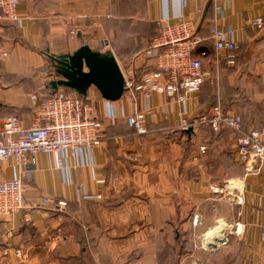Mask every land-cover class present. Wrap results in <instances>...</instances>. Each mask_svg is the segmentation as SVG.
Masks as SVG:
<instances>
[{
    "label": "crops",
    "instance_id": "obj_1",
    "mask_svg": "<svg viewBox=\"0 0 264 264\" xmlns=\"http://www.w3.org/2000/svg\"><path fill=\"white\" fill-rule=\"evenodd\" d=\"M183 14L201 38L194 55L210 75L188 96L187 119L219 105L242 118V132L258 131L264 145V0H185V7L183 0H19L18 21L0 19L8 52L0 64V126L11 116L26 129L36 122L39 100L61 79L46 53L82 45L110 51L125 74L139 78L154 66L143 56L154 22ZM215 27L231 29L233 52L214 49ZM87 97L104 136L90 153L66 152L62 167L43 153L30 168L0 162V182L16 175L28 185L23 208L0 217V264H264V166L251 160L246 171L240 133L199 125L186 134L178 127L181 106L152 95L149 133L139 136L127 122L135 111L129 94L114 103L113 124L94 87ZM43 199L66 206L55 211ZM216 227L220 243L210 247L206 234Z\"/></svg>",
    "mask_w": 264,
    "mask_h": 264
},
{
    "label": "built area",
    "instance_id": "obj_2",
    "mask_svg": "<svg viewBox=\"0 0 264 264\" xmlns=\"http://www.w3.org/2000/svg\"><path fill=\"white\" fill-rule=\"evenodd\" d=\"M19 0H0V19L17 22L16 6ZM185 7V0H183ZM217 12H222L217 9ZM261 25V19L253 21ZM214 49L218 52H232L238 43L232 36L231 29L224 32L215 27L211 30ZM201 38L187 16L178 15L169 19H158L154 22V37L144 51V58L154 63L152 69L139 78L125 74L124 95L129 94L135 111L127 118L129 126L136 135L149 133L146 115L150 110L152 95H160L175 100L181 106L178 127L181 131L191 126L206 125L212 132L229 129L240 133L237 139V154L246 165V171L252 172L248 166L251 160L264 166V145L258 131L242 132V118L237 114L225 113L219 105L214 106L207 116L188 120L186 103L188 96L199 91L202 84L210 77L202 69L201 59L194 55ZM202 55H204L202 53ZM8 58V52L0 43V63ZM228 64H233L229 62ZM123 95V96H124ZM32 100H36L33 95ZM91 99L79 95L56 96L39 101L36 122L30 128H23L22 120L17 116L5 119L0 126V162L13 159L17 165L30 168L35 164L39 153L53 155L59 167H62L66 152L79 156L84 151L90 153L104 140L103 124L97 117ZM115 102L103 100L104 115L111 124L116 120ZM205 146H200L204 152ZM97 183L103 184V180ZM28 185L16 175L12 179L0 182V217L10 216L23 208V194ZM99 197V196H98ZM43 204H52L55 211L66 206L64 201L43 199ZM10 237V234H6ZM10 248L6 247L2 255L6 256ZM13 254L20 257L19 250Z\"/></svg>",
    "mask_w": 264,
    "mask_h": 264
},
{
    "label": "water",
    "instance_id": "obj_3",
    "mask_svg": "<svg viewBox=\"0 0 264 264\" xmlns=\"http://www.w3.org/2000/svg\"><path fill=\"white\" fill-rule=\"evenodd\" d=\"M46 58L55 74L61 78L50 82L53 89L68 88L86 98L89 89L94 87L102 99L109 102H117L124 95V78L110 51H95L82 45L73 53H46ZM183 132L188 134L192 129Z\"/></svg>",
    "mask_w": 264,
    "mask_h": 264
},
{
    "label": "trees",
    "instance_id": "obj_4",
    "mask_svg": "<svg viewBox=\"0 0 264 264\" xmlns=\"http://www.w3.org/2000/svg\"><path fill=\"white\" fill-rule=\"evenodd\" d=\"M10 22H12V21H10ZM154 37V36H153ZM1 43V42H0ZM2 44V43H1ZM4 47V46H3ZM233 52V51H232ZM2 63V62H1ZM0 63V64H1ZM52 91H53V94H51L50 96H46V97H44V98H42L41 100H39L40 102L43 100V99H46V98H50V97H53V96H56V95H58V94H60V93H56V91L58 90V89H66V90H68L69 91V93L68 92H66V93H63V94H65V95H77L76 93H74L72 90H70V89H68V88H64V87H58L57 89H53L51 86H48ZM38 107H39V104H37V109H38ZM226 113V112H225ZM180 252L182 253V254H185V252H187V245L186 244H182V246H181V249H180Z\"/></svg>",
    "mask_w": 264,
    "mask_h": 264
},
{
    "label": "bare ground",
    "instance_id": "obj_5",
    "mask_svg": "<svg viewBox=\"0 0 264 264\" xmlns=\"http://www.w3.org/2000/svg\"><path fill=\"white\" fill-rule=\"evenodd\" d=\"M208 236L211 237V242L213 245L217 244L219 242L218 239L219 240L221 239L220 228H219V231H217V232L215 231V233H214V231L208 233Z\"/></svg>",
    "mask_w": 264,
    "mask_h": 264
},
{
    "label": "rangeland",
    "instance_id": "obj_6",
    "mask_svg": "<svg viewBox=\"0 0 264 264\" xmlns=\"http://www.w3.org/2000/svg\"><path fill=\"white\" fill-rule=\"evenodd\" d=\"M213 231H214V233H215V231H216V232L219 231V227H216L214 230L209 231V232H213ZM209 232H207V233H209ZM206 236L209 237L208 234H206ZM209 238L211 239V237H209ZM210 242H211V240H210ZM219 243H220V241H219ZM210 244H211L210 247H214V246H216V245H213L212 242H211Z\"/></svg>",
    "mask_w": 264,
    "mask_h": 264
}]
</instances>
